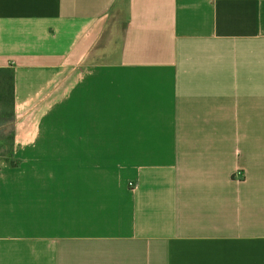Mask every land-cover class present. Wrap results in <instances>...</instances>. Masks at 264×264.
<instances>
[{
	"label": "crops",
	"instance_id": "crops-1",
	"mask_svg": "<svg viewBox=\"0 0 264 264\" xmlns=\"http://www.w3.org/2000/svg\"><path fill=\"white\" fill-rule=\"evenodd\" d=\"M11 66L0 264H264V0H0Z\"/></svg>",
	"mask_w": 264,
	"mask_h": 264
},
{
	"label": "trees",
	"instance_id": "trees-1",
	"mask_svg": "<svg viewBox=\"0 0 264 264\" xmlns=\"http://www.w3.org/2000/svg\"><path fill=\"white\" fill-rule=\"evenodd\" d=\"M15 119V70L11 67L0 68V122L12 123ZM14 132L9 137H0V159L11 167L17 166L14 160Z\"/></svg>",
	"mask_w": 264,
	"mask_h": 264
},
{
	"label": "rangeland",
	"instance_id": "rangeland-1",
	"mask_svg": "<svg viewBox=\"0 0 264 264\" xmlns=\"http://www.w3.org/2000/svg\"><path fill=\"white\" fill-rule=\"evenodd\" d=\"M14 121H15V119H14ZM13 132L15 134L14 122L3 123V124L0 122V137L2 139H4V137H9Z\"/></svg>",
	"mask_w": 264,
	"mask_h": 264
}]
</instances>
